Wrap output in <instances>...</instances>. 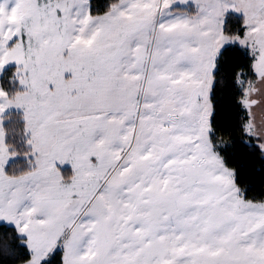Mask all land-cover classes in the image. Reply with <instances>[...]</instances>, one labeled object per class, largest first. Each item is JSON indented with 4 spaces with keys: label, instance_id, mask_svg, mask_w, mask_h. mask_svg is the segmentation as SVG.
Wrapping results in <instances>:
<instances>
[{
    "label": "snow or ice",
    "instance_id": "6c2138e0",
    "mask_svg": "<svg viewBox=\"0 0 264 264\" xmlns=\"http://www.w3.org/2000/svg\"><path fill=\"white\" fill-rule=\"evenodd\" d=\"M0 264H264V0H0Z\"/></svg>",
    "mask_w": 264,
    "mask_h": 264
}]
</instances>
